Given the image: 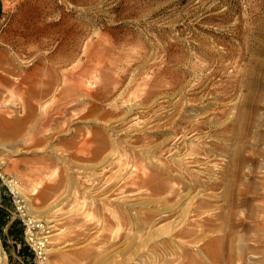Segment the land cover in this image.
Masks as SVG:
<instances>
[{"label": "rangeland", "instance_id": "rangeland-1", "mask_svg": "<svg viewBox=\"0 0 264 264\" xmlns=\"http://www.w3.org/2000/svg\"><path fill=\"white\" fill-rule=\"evenodd\" d=\"M263 30L264 0H0V106L10 110L14 116H21L24 112L23 102L29 99V84L39 78L46 81L49 90L39 98L34 108L35 118L28 123L33 128L43 129L44 133L55 131L54 123L53 126L52 123L48 125L42 123V119L46 121L47 115L55 114L63 108L67 109V117H74L73 113L87 109L91 100L95 105V115L85 117L88 122L84 117L71 118L67 127L88 129L92 123L100 124L111 135L109 129L116 130L127 125L139 129H133L130 132L133 135L121 134L123 140L134 138L137 133L145 130L162 129L161 134L147 145L150 147L157 144L156 152H148L151 158L168 163L170 158L177 160L187 155L190 146L199 144L202 149L203 146L207 147V152L204 149V152H200L201 158L197 162L189 163L192 164L189 165L192 171L190 176L203 180L220 176L231 180L233 163L227 165L228 156L233 153L232 149L236 146L234 143L241 145V141L246 142L245 137L250 135L252 138L246 137L250 142H247L249 147H243L246 143L241 145L246 150H242L243 167L240 166L242 171L239 170L238 177H241L245 188H250L251 184L259 192L262 190L259 185L264 183V104H259L264 103ZM80 72L83 77H80ZM5 78L12 82L4 85ZM258 90L263 92V96ZM61 91L65 93L59 95ZM255 91L260 94V98ZM247 92L252 94L250 101ZM105 94L104 99L101 95ZM241 94L247 95L244 96L246 100L240 98ZM120 104L128 111L116 114L110 112ZM241 110L244 111L243 116ZM250 111L252 114L249 116ZM123 116L124 123L120 118ZM251 116L256 117L253 120ZM246 119L249 124H246ZM250 121H254L251 124H257L251 125ZM190 122H198L200 126L194 128ZM52 131L42 144L35 146L23 142L25 133L17 142L11 140V135H0V255H5V264H120L122 254L115 256V253L121 249V244L114 238V232L119 226L114 222L103 226L100 222L102 215L92 211L94 218L85 227L88 218L86 210L80 213L82 218L79 216L77 221L69 222V217L80 210L73 195L77 188L64 190L62 187L54 189L49 186L65 155L57 139L70 136ZM217 139L221 147L215 146ZM252 141L254 145H251ZM173 144L179 146V149H175ZM132 145L138 149L143 147L141 141L133 142ZM53 146L60 149L53 150ZM169 146L173 148L166 151ZM174 151L176 153L172 154ZM52 152L58 156L55 164L46 167L39 162L33 165V157H44ZM135 158L142 163L140 157ZM125 159L128 160V157L112 155L114 164ZM187 159H190V154ZM128 161L130 165L131 159ZM40 165L43 169L40 168L34 177L30 170ZM78 167L75 166L76 170H82ZM133 167L128 166L126 175L134 173ZM116 169L117 166L112 165L106 175ZM174 173L178 177L171 182L180 185L184 173L178 170ZM77 175L81 181L85 176L81 178L80 174ZM232 177L236 179L237 175ZM34 184L39 185V192L33 191ZM12 185L19 188L18 193ZM83 185L80 183L79 191L76 190L78 196L83 189H89L87 184L85 187ZM243 185L240 184L241 187ZM196 188L188 192V200L183 198L177 201L175 197L176 203L172 199L173 202L159 201L157 205L164 207L165 204L173 203L171 206L178 204L184 207L191 201L190 195L195 191L192 200L196 202L200 196L219 195L223 191L222 186ZM143 194L140 191L138 196L132 190L129 195H124V199L135 202L139 197L146 196ZM133 197L138 199L132 200ZM254 199L255 203H264L262 198ZM224 203L226 201L222 199H215L210 205L201 206L202 211L196 214L190 212L188 218L202 219L216 211L223 213L227 207ZM147 204L150 203L140 202V213L149 207ZM250 209L255 211L254 207L243 205L236 212L244 215ZM164 211L155 216V222L150 227L138 231L140 240L145 239L146 242L138 254L126 252L132 254L126 264H164L157 255L154 259L156 249L153 246H163L160 238L166 234H150L155 228L160 232V228L175 219L174 215L163 217ZM79 228L85 231L89 229L90 236L76 235ZM124 230L133 232L134 229ZM238 233L235 244L242 237L245 239L243 230ZM103 234L109 236L103 239ZM189 244L191 252L197 251L196 243L191 241ZM103 248L107 252L101 255L99 252ZM107 248L111 249L108 251ZM260 253L249 252L245 259L249 258V264H264V254ZM167 256L169 259L175 258L171 264L176 263V253Z\"/></svg>", "mask_w": 264, "mask_h": 264}, {"label": "bare ground", "instance_id": "bare-ground-1", "mask_svg": "<svg viewBox=\"0 0 264 264\" xmlns=\"http://www.w3.org/2000/svg\"><path fill=\"white\" fill-rule=\"evenodd\" d=\"M250 72H252V71H250ZM79 74H81V72ZM257 76H259L258 73H257ZM80 77H83V75L81 74ZM70 78H71V76H70ZM5 80L6 81H5L4 85H8L12 82L8 78H5ZM74 80H75V78H74ZM45 82L46 81H41L38 78V79L32 80V82L29 84V87H28L29 99H27L26 101L23 102L22 106L24 108V112L21 116H14L10 110L2 109V107L0 106V110H1L0 113H5L3 115L0 114V135H3V136L4 135L5 136L11 135L12 136L11 140H13V142H17L19 137L25 133V136L26 135H28V136L27 137L24 136L25 139H23L24 137L22 138L23 142H25L27 145H32V146L42 144L47 139V137H49V133L52 130L49 133H47V132L44 133V132H42L43 129L38 130V129L33 128L30 124H28L29 122H31V120L33 118H35L36 113L34 112V108L39 103V98H41L43 96V94H45L49 90L48 89L49 87L47 85H45ZM47 84L49 85L50 82H47ZM71 85H73V84H71ZM88 85H86V86H88ZM254 85H255V83H254ZM79 87H82V86L79 85ZM107 87H105V88H107ZM138 91H139V88H138ZM63 92L64 91H61L59 93V95L63 94ZM243 92H245V91L243 90ZM256 92L257 91H255V93ZM258 92H259V90H258ZM70 93L71 92H68V94H70ZM86 93H88V92H86ZM245 93H243V94H245ZM259 93H261V92H259ZM262 93H261V95H262ZM243 94H241L240 98H243L244 100H246V98H244L245 95H243ZM139 95H140V93H139ZM247 95H249L248 96V99H249V97L252 94L250 95L247 92ZM257 95H259V98H260V94H257ZM88 96H89V94H88ZM101 96L102 97L104 96V99H105L106 94L101 95ZM76 97H78V96H76ZM93 97H94V95H93ZM251 98H252V96H251ZM248 99H247V101H248ZM250 100L251 99H249V101ZM252 100H254V98ZM89 101H90V104L88 103L87 109L85 108L84 111H82V112L80 111L79 113H73L74 114L73 116L74 117H80V118H82V117L85 118V117H88L90 115L92 116V114L95 113V109L93 107L95 105L91 100H89ZM240 101H241V99H240ZM245 102H244V104H245ZM241 103H242V101H241ZM257 103H259V102H257ZM259 104H264V103L260 102ZM123 106H122V104L116 105L114 108H112L110 110V112L114 113V114L120 113L121 111L124 112L126 109ZM240 106H243V104L242 105L240 104ZM243 109H244V107H243ZM54 110H52V111H54ZM127 111L128 110H126V112ZM242 111L243 110H241V112ZM251 111H253V110H251ZM256 111H258V110H256ZM66 112H67L66 108H63L60 110L58 109V111H56L55 114L53 113L54 115L53 114L47 115L46 121H44V119H42V123L44 122L45 124H48V125L52 123V126L54 123L53 127L56 128L55 131L53 130L54 133L56 132L59 134L64 133V134L70 135L67 138L57 139L58 144L59 143L61 144V149L63 150V152L65 151V155L62 156V158H61L62 164L57 167L55 174H54V177L52 179V182L49 184V186L54 188V189H59L62 187L64 190L65 189L71 190L75 187V188H77L76 190L79 191L80 183L81 184L84 183L83 187H85L87 184V187L89 189L88 190L83 189L82 191H80L79 192L80 196H78L76 194L77 193L76 190L73 193L74 200H76L78 202L77 205H78V209H80V210L78 212L76 211L75 213H73L72 216L69 217L68 221L69 222L77 221L79 216H80V213L86 210L85 214L88 215V218H87V221L85 222V227L90 225V220L93 217L92 211H97L100 213V215H102L100 222L103 226H105L109 222L116 223L119 227L114 232V238H117L118 243L121 244V246H120L121 249H119L120 248L119 247V248H117V249H119L118 251L115 250L116 251L115 256L120 254V253L122 254V256L119 260L120 264H126L127 260L132 256V254L133 255L138 254L137 252L140 250V247L143 246L146 242L145 239L140 240V234H138V231H140L141 228L150 227L152 225V223L155 222L154 221L156 218L155 216L156 215L158 216V214L163 210L167 211L166 213L164 211V214L162 213L163 217L167 218V217L174 215L175 219H173L169 224L165 225L164 227L161 226L162 228H160V232L158 230H156V228H155V230H152L150 234H152V235L154 233L166 234V235L160 234L162 236L160 238V242L162 243L163 246H161V245L160 246L159 245L153 246V248L156 249V251H155L156 254L154 255V259L156 258V255H157L158 259H162L164 261V264H171V262L175 259V258H172V259L168 258L167 255L171 254V253L177 254L175 264H249L247 261L249 258L247 260L245 259V256L247 253H249V252L250 253L261 252L262 254H264V248H263L264 247V203L258 204V203L254 202V200H255L254 198H256V197L262 198V200L264 199V183L260 184L258 182V184H260L259 188L262 189L261 191L258 192V190H256V188L254 186H251V184L249 185L250 188H248V189L245 188L246 185H243L244 183L242 182L241 177L240 178L238 177V175L240 176V172H239L240 169L239 168L243 167L242 161L244 159V154H242V150H246L243 147L248 148L249 147L248 143H250L249 140L248 141L246 140L247 136L245 133H244L246 136L245 140L242 139L241 137L240 138H241V140L246 141V142H243V141H241V142L246 143L247 145L243 146V144L241 143V145L243 146L242 147L241 145H239L240 143H238V144L234 143V144H236V146L234 145L235 148L232 149L233 153L229 154L228 161L226 162L227 165L233 163L232 164L233 171H232L231 175L232 176L237 175V178L234 179L231 176L230 177L231 180H230V179L223 178L224 176L223 177L220 176V177H214L212 180H203L202 178H199V177L197 178L194 176H190L192 171H190L189 165H192V164H189V163L197 162L201 158L199 156L200 152H202L203 149L207 152V150H208L207 147L205 148L203 146V149H202L201 145H199V144L196 146H190L188 153L186 152L187 155L190 154V159H187V155L184 154L181 157H178L177 160L174 158H170L171 161H169L168 163H166L167 161L158 162L156 160H153L151 158L150 154L148 153L149 151L156 152L155 151L156 150L155 145H157V144L152 145L150 147H148L147 145L152 143V141L154 140V137H157L158 135L161 134L162 129L158 130V131H156V130H153V131L145 130V131L140 132V133H137V131H136L135 133H137V134L134 136V138H131V139L126 138V140L125 139L123 140L120 137L121 134H125L127 136L133 135V133H130V132L133 129H137V128L127 125L128 127H125V128L118 127L116 130L109 129L110 131H112V135H111V133H108L107 128L101 127L100 124L94 125V123H92L91 125H89L87 123L90 127L88 129H84L82 127L69 128V127H67V125H68L69 121L71 120V118H74V117H71V118L67 117ZM156 112H157V110H156ZM243 112H242V116H243ZM42 113L44 116L46 115L45 112H42ZM248 113L249 112H247V117H248ZM239 114L241 115V113H239ZM251 114H252V112L249 113V116ZM119 116H120V114H119ZM170 116H172V115H170ZM168 117H169V115H168ZM255 117H252L253 120L255 119ZM103 118L105 119V117H103ZM120 118L122 119V123H124L123 120L125 119V117L123 116ZM259 118H260V116H259ZM169 119H170V117H169ZM85 120H87V118H85ZM89 120L91 121L92 119L89 118ZM107 120H108V118H107ZM116 120H117V118H116ZM182 121L183 120H181V122ZM241 121L242 120L240 118V122ZM247 121L248 122L246 124H249V120H247ZM87 122H88V120H87ZM253 122L250 121V124ZM102 123H104V122H102ZM144 124H146V123H144ZM254 124L256 125L257 122H255ZM254 124H251V125H254ZM239 125L240 124H238V126ZM191 126H193L194 128H198L200 126V123H198V122L193 123V124L191 123ZM146 127H147V125H146ZM240 128H242V125ZM247 128H248V125H247ZM66 129L69 131L66 132L65 131ZM137 130H139V129H137ZM240 130L241 129H239V131ZM53 131H52V133H53ZM119 131H122V132H119ZM243 131H245V129ZM237 132H238V130H237ZM239 133H241V131ZM250 133H252V132H250ZM113 135H116V136H113ZM247 135H248V133H247ZM50 136H51V134H50ZM110 136H113V137L111 138ZM236 137H235V140H236ZM164 140H163V143H165ZM47 141H49V140H47ZM138 141H141L143 144V147L140 146L141 149H138L137 147L135 148V146L132 145L133 142H138ZM237 142H240V140L239 141L237 140ZM253 143L254 142L252 141L251 145H254ZM214 144L216 147H221V143L219 142V140L216 141ZM173 146H176V144H173ZM173 146H169L165 150L166 151L171 150L173 148ZM52 149L58 150V149H60V147L54 148V146H53ZM175 149H179V146H176ZM255 150L261 151L260 149H255ZM175 151L172 154H175L176 153ZM254 154H258V152L254 153ZM112 155H116V156L124 155L126 158L128 157V160L131 159L130 162L132 164L130 163V165H129V161L126 159L125 160H118L114 164V161L112 160ZM56 156H57V153L52 152L51 154L45 155L44 157H38V158L33 157V159L31 161H32L33 165L35 163L42 162V166L46 165V167H47L49 165L56 163V161H55ZM129 156H131V158H129ZM136 156L140 157V159L142 161L141 164H140V161L138 162L136 160V158H135ZM72 158L75 160H72ZM205 163H206V161H205ZM112 165H116L117 169L115 171H113L112 173L106 175V172L111 168ZM132 165H134V167ZM42 166L41 165L35 166L34 168H32L30 170V172L32 173V175L34 177L38 174L37 171L41 170L40 168H42ZM75 166H79L82 170H80V171L76 170ZM128 166L130 168L133 167V172H134L133 174L126 175V173L128 171ZM196 166H198V165H196ZM252 168H254V167H252ZM176 170H178V172L184 173L182 175V180H181L180 185L174 184L173 182H171L172 179H175L178 177L174 173ZM244 170L245 169H243V171ZM240 171H242V170H240ZM245 172H246V170H245ZM74 173H75V175H74ZM76 173L80 174L81 178L83 175H85L84 178L82 179V181ZM252 173H254V172H252ZM221 174H222V172H221ZM255 182H257V181H255ZM240 184H242L243 187H241ZM34 185L35 186H33V188H32L33 191L39 192L40 191V189L38 188L39 185H36V184H34ZM198 186H209L211 188L222 186L223 191L219 195L211 194L209 196L210 198L200 196V198L197 202L192 200V197L194 195H196V191H195L194 194L190 195L189 199H191V201L188 202L187 205H185L187 203V201L185 202V204L183 203L185 205L184 207H181L178 204H177V206H171V205H173V203L171 205H170V203L165 204L164 207H163V205L160 204V207H162V208H160L157 205L159 201H171L172 199L174 201L175 197H176V199L178 198L177 201H180L181 199L183 200V198H186V200H188L187 199V197L189 196L188 192L191 190V188L194 189ZM12 188L16 193L19 192V188L16 185H12ZM186 188L189 190L187 191ZM132 190H135L138 196H140V191L142 193H144L146 196H143V198H142V196L139 197V200H137L135 202H127V200L124 199V195H129ZM182 191H185V192H182ZM248 191H250L251 193H248ZM253 192H255V193H253ZM118 193H119V195H118ZM113 194H115V195L117 194L118 196L117 195L114 196ZM98 195H101V197H99ZM112 195L115 198L118 197V199L115 200L114 197L113 198L111 197ZM155 195L156 196L159 195V196L155 197ZM135 197H136V195H135ZM140 198H141V201H140ZM218 198L226 201V204L224 203V205H227V207L226 208L223 207L224 209H226L225 212L222 213V212L216 211V212H213L209 215H206L202 219L189 220L188 216H189L190 212H194L196 214V213L202 211L201 206L210 205L212 201H214L215 199H218ZM131 199L133 200V199H138V198L133 197ZM176 199H175V201H176ZM142 201L144 202V204L145 203H150V204H147V205H149V207L145 211L140 213L138 208L142 206V205L139 206L140 202H142ZM173 201H171V202H173ZM154 205H156V206H154ZM243 205H245L246 207L252 206V207H254L255 211L252 212V210L250 209L249 211H246L247 213H245L244 215L238 214L236 212L237 211L236 209H238L240 206H243ZM72 207H73V205H72ZM82 217L80 216V218H82ZM96 221H97V219H96ZM222 222H225V224L222 225ZM76 226L78 227V225H76ZM121 228L123 229V231H120ZM124 228H131L134 230H133V232H127L124 230ZM242 230L244 231L245 239L242 237V240L239 243L235 244V242H234L235 239L237 237H239L238 232L242 231ZM211 233H214V234H211ZM76 235L83 236V237H89L90 231L87 228H86V231L84 229L81 230L79 228L76 230ZM108 236H109V234L108 235L103 234L102 238L105 239ZM177 237H179L180 239ZM149 240H148V242H149ZM151 240H154V239L151 238ZM191 241H193L194 243L197 244L196 247L198 249L195 252H191V250L189 249L190 248L189 242H191ZM37 244L41 245L42 242H37ZM122 245H123V247H122ZM110 249H108V251ZM127 251H130V253L132 252V254L130 255V253L129 254L126 253ZM106 252L107 251H105V248H103V250H101L99 252V254H101V255L104 253L106 254ZM125 253L128 255H126ZM103 257H104V255H103ZM97 258H98V256H97ZM97 258L94 257L95 260ZM97 261H99V259H97ZM154 262L156 263V260H154ZM0 264H5V255L4 254L0 255ZM129 264H135V263H129Z\"/></svg>", "mask_w": 264, "mask_h": 264}]
</instances>
